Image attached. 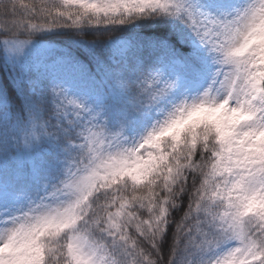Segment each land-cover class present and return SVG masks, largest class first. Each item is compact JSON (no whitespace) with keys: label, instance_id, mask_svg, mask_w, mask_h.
Returning <instances> with one entry per match:
<instances>
[{"label":"snow or ice","instance_id":"6c2138e0","mask_svg":"<svg viewBox=\"0 0 264 264\" xmlns=\"http://www.w3.org/2000/svg\"><path fill=\"white\" fill-rule=\"evenodd\" d=\"M0 264H264V0H0Z\"/></svg>","mask_w":264,"mask_h":264},{"label":"trees","instance_id":"16d2710c","mask_svg":"<svg viewBox=\"0 0 264 264\" xmlns=\"http://www.w3.org/2000/svg\"><path fill=\"white\" fill-rule=\"evenodd\" d=\"M26 2H28V0H26Z\"/></svg>","mask_w":264,"mask_h":264}]
</instances>
